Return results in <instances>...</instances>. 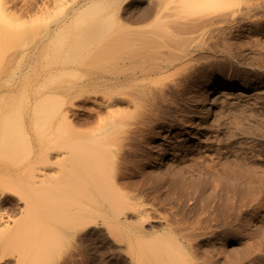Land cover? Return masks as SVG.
Segmentation results:
<instances>
[{"label":"rangeland","instance_id":"obj_1","mask_svg":"<svg viewBox=\"0 0 264 264\" xmlns=\"http://www.w3.org/2000/svg\"><path fill=\"white\" fill-rule=\"evenodd\" d=\"M27 1V12L34 10ZM95 6L51 13L41 28H26L23 48L0 41V116L14 109L25 115L0 140V189L13 191L0 200V211L11 215L0 220V264H264V0H147L136 7L98 0ZM160 6L166 11L157 20ZM148 7L150 14L137 16ZM195 19L201 23L186 25ZM54 22L62 29L52 33ZM108 34L117 40L113 51ZM20 50L27 55L13 58ZM119 74L140 75L120 88L105 84ZM232 77L258 85L263 108L247 114L242 140L260 160L196 152L185 163L161 166L165 137L196 132L204 86ZM233 115L229 121H237ZM64 131L66 142L81 140V158L73 149L50 161L37 154ZM86 149L101 159L82 173L92 156ZM76 164L96 179L98 187L86 184L95 194L90 200L106 214L99 217L103 227L71 246L69 234L52 227L73 225ZM236 179L251 186L249 195L229 186ZM18 197L33 204L28 213L16 206ZM43 199L59 208L50 212ZM136 208L143 215L123 217Z\"/></svg>","mask_w":264,"mask_h":264},{"label":"bare ground","instance_id":"obj_2","mask_svg":"<svg viewBox=\"0 0 264 264\" xmlns=\"http://www.w3.org/2000/svg\"><path fill=\"white\" fill-rule=\"evenodd\" d=\"M32 1L34 2V5H35L34 10L27 12V8H26V5L28 4L27 0H0V41L1 42H13V41L19 42L20 46L23 48L27 43V39H26L27 35L25 34V30L27 27L37 26L41 28L42 23L46 21L47 17L51 13H55L59 11L62 7H73V11L75 13L90 11L94 7H96L95 5L98 0H32ZM144 1H147V0H125V3L130 5L131 7H136L142 4ZM107 4H109V2L107 3L105 2V5L104 4L102 5L103 6L101 7L102 10H104L105 6H106L105 8H109L107 7L109 6ZM165 11L166 10L163 9L162 6L156 9L157 20L163 16ZM150 12H151V9L148 7L145 10H139V12L137 13V16H139L140 14L141 16H144V14H150ZM163 18L164 16L162 17V19ZM190 19H194V18H190ZM74 21L75 19L71 17V19L69 18L64 22V25L66 26L70 22L71 24H73ZM180 21L181 19L177 20L176 22H180ZM194 22L201 23V20L200 19H197V20L195 19L194 21L187 20L186 25L190 26L188 25L190 23L195 25ZM208 22H210V25H211L213 24L214 19ZM99 24H102V22H99ZM196 25L198 26L199 24H196ZM126 27L127 26L124 27V30L126 29ZM129 28L130 27L128 26V29ZM61 29H60V22H54L52 23V25L49 26V30L52 33L58 32ZM124 30H122V32ZM110 33L112 34L113 32L111 31ZM111 34H108V37H111V38H110V41L106 42V44L108 43L107 45H109L110 43L111 51H113L115 47V42L117 40H113V39H116V37L112 39V37L115 34L114 33H113L114 35H111ZM126 36H124L123 38L125 39ZM125 41H128V40L126 39ZM125 44L124 46H126ZM119 45L117 44L116 47ZM26 52L27 51L25 50H20L13 55V58H17V57L24 58L27 55ZM109 56L114 58L113 54H110ZM139 75L135 74L132 76H126L124 74H119L117 76H111L108 79H106L105 84L113 88H120L126 83H131V82L138 80ZM142 78L144 77H141V79ZM240 80H241L240 78L232 77L231 79L229 78L228 80L221 78L218 80L216 79V81H214L213 83H207V84L205 83L206 85L204 86L203 91L201 92V96L196 101V106H197L196 115L193 116L195 117V120H194V125L192 126V128L196 129V132H193L194 134L186 135L188 134L187 132L185 135L182 134L181 137L179 136L180 138H177L175 140L173 139L174 136L172 135H170L169 137L168 136L165 137L163 139V142L159 144L160 155L165 158L164 162L161 161L160 163L161 166L169 165L170 162L172 161L176 163L177 162L185 163L187 160L192 159L193 154H195L196 152H203L204 154H206V156H209L211 153L217 151L221 154V156L228 158V159L245 158L249 160L250 159L260 160L261 157L259 158L258 156L259 154L256 155V154L250 153L249 149L246 148V146L244 145L245 143H243V140H242L244 138L242 136H246V134L248 133L247 132V129H248L247 119L248 118H246L247 114L249 113L250 110L263 108V106L257 102V97L260 95V93L258 92L259 88L257 84L250 83V81H247V79H244L241 81ZM13 89L15 93H20V90L18 88L17 89L13 88ZM114 98L115 99L117 98L116 100H118L119 96L114 97ZM22 110L23 109L2 111L3 114L0 116V136H1L0 140L3 138V136L11 133L14 130V127H13L14 120L18 122L24 121L25 115H24V111ZM233 114L237 116L236 118L237 121H234L235 119L234 118L233 121L230 120L231 121L230 122L229 118H232L230 116ZM61 117L67 118L68 115L67 113H64ZM66 133L67 132L64 131V134L61 136H58V135L53 136V138L50 140V145L48 147L47 145H45V147L44 145L43 146L40 145L38 148L37 154L39 155L43 154L44 155L43 157L48 161H50L52 156L54 155H59V156L67 155L70 151H72V149L74 151L79 152L78 156L82 155L80 151H84L85 149H82L80 145L81 140L78 141L79 139L77 140L75 139V142L73 144H70L65 141V138L67 137ZM79 146L81 148V149L79 148L80 151H78ZM97 147L98 146L94 148H97ZM262 147L264 148V146ZM92 152L94 151H91L89 153L92 154ZM89 153L87 151L86 154H89ZM100 153H103V152H100ZM104 153L102 155H104ZM102 157L104 158L103 160H105V157L104 156ZM100 159H101L100 154H95V155L92 154V156H89V159H84L83 161L84 165L82 164L83 165L82 167H84L82 168L83 170L82 169L79 170L80 166L77 165L79 164L78 162L76 166H74V169L77 173L76 174L77 176L74 175L75 176L74 189L76 193L75 195H77V200L75 197L76 201H74L73 208L69 214V216L73 220L72 221L73 225L69 229H66V227H64L63 224H57V226L54 224L55 227H52L54 228V233L56 234L58 233L69 234L68 242H70L71 246L78 245L80 242H82V240L88 238L90 236V233H91L90 230L92 228H101L104 226L103 220L100 219L99 217L102 214L104 215L106 214L104 213L105 210L104 208L99 207V205L97 206V204H95L93 200H90L93 198L95 194L93 195L94 193L92 192L93 190L90 191L89 187L86 185V184H93V183H95L96 185L97 183L96 179L94 177L88 179L86 175L84 176V174L83 175L80 174L81 170H82V173L87 172L88 168L92 170L91 168L95 166V163ZM87 166L88 168H85ZM245 170L247 169L244 168V171H242L241 173L243 174V176L245 175L248 176L249 174H247ZM80 184L81 186H79ZM243 184L244 183L242 182L241 179H236V180L231 181L229 183V186L234 190H237V189L242 190L241 193L243 194V197H244L250 194V191L252 190V188L251 186L245 187L243 186ZM96 186L98 187V185ZM80 187L83 188L84 190L80 189ZM81 190H83L85 193ZM8 194H13V191L9 189H0V200L6 199ZM78 197H81V198L78 199ZM18 198H19V201H17L16 206L18 207V209H21V212L23 214L28 213V211L33 206V204L25 200L24 198H20V197ZM48 201L49 203L51 202L50 199L48 200L43 199V202H45L44 204L46 205L45 207H47V209L50 210V212L52 211V209L59 208L58 203L51 202L50 204H46L48 203ZM93 203L97 207L94 208ZM130 206L132 209L133 205H130ZM136 209H133V212L132 210L128 209L130 212L129 211L125 212V216L123 215L121 216H123L126 220H128L130 219V217H132L130 215L131 213L133 215L136 214V216L143 215L142 214L143 209H141V211L138 209L136 210ZM145 214L146 213H144V215ZM0 220L10 221L11 215L0 211ZM54 242L58 243L57 241H54ZM18 264H23L21 259H18ZM148 264H159V263L157 261H150Z\"/></svg>","mask_w":264,"mask_h":264}]
</instances>
